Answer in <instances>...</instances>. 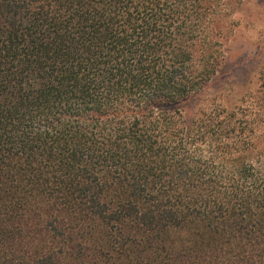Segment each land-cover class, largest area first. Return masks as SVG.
Returning a JSON list of instances; mask_svg holds the SVG:
<instances>
[{"label":"trees","instance_id":"obj_1","mask_svg":"<svg viewBox=\"0 0 264 264\" xmlns=\"http://www.w3.org/2000/svg\"><path fill=\"white\" fill-rule=\"evenodd\" d=\"M241 4L0 0V264H264V57L214 86Z\"/></svg>","mask_w":264,"mask_h":264},{"label":"rangeland","instance_id":"obj_2","mask_svg":"<svg viewBox=\"0 0 264 264\" xmlns=\"http://www.w3.org/2000/svg\"><path fill=\"white\" fill-rule=\"evenodd\" d=\"M234 12L238 24L226 47L224 63L215 81L221 90L217 101L232 107L245 94L258 89V73L264 57V4L242 0ZM234 83L232 87L227 84Z\"/></svg>","mask_w":264,"mask_h":264}]
</instances>
